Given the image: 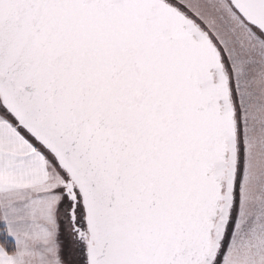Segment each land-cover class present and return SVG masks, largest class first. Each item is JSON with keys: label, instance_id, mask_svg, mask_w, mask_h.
<instances>
[{"label": "snow or ice", "instance_id": "6c2138e0", "mask_svg": "<svg viewBox=\"0 0 264 264\" xmlns=\"http://www.w3.org/2000/svg\"><path fill=\"white\" fill-rule=\"evenodd\" d=\"M0 264H264V0H0Z\"/></svg>", "mask_w": 264, "mask_h": 264}]
</instances>
